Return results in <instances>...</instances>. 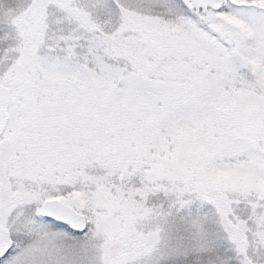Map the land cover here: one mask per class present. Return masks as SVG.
Returning <instances> with one entry per match:
<instances>
[{
    "label": "snow or ice",
    "instance_id": "1",
    "mask_svg": "<svg viewBox=\"0 0 264 264\" xmlns=\"http://www.w3.org/2000/svg\"><path fill=\"white\" fill-rule=\"evenodd\" d=\"M0 264H264V0H0Z\"/></svg>",
    "mask_w": 264,
    "mask_h": 264
}]
</instances>
